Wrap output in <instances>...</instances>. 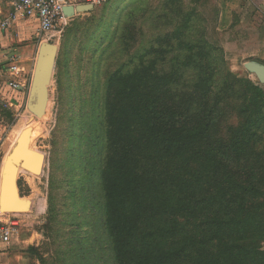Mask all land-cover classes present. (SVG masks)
Segmentation results:
<instances>
[{"label":"trees","instance_id":"16d2710c","mask_svg":"<svg viewBox=\"0 0 264 264\" xmlns=\"http://www.w3.org/2000/svg\"><path fill=\"white\" fill-rule=\"evenodd\" d=\"M170 2V30L145 39L132 11L108 60L100 182L114 262L264 264V88L231 72L196 9Z\"/></svg>","mask_w":264,"mask_h":264},{"label":"rangeland","instance_id":"374dc122","mask_svg":"<svg viewBox=\"0 0 264 264\" xmlns=\"http://www.w3.org/2000/svg\"><path fill=\"white\" fill-rule=\"evenodd\" d=\"M168 1L107 0L90 12L76 13L60 40L36 38V26L21 39L13 33V47L28 48L31 71L35 72L43 44H51L58 51L49 98L40 113L32 114L28 109L30 92L18 104L9 101L0 107V164L10 155L16 138L22 139L29 131V125L40 130L30 147L46 155L41 175L21 172L18 177L19 192L29 208L17 219L0 220V227L20 220L11 244L2 246L8 258L16 257V264H115L100 182L107 146L105 87L113 68L109 70V65L116 64L108 60L111 51L117 49V37L132 11L137 19L145 15V39L170 30L167 19L159 18ZM221 1L171 0L169 5L181 6L186 12L196 9L198 23L208 24L207 38L222 48L231 72L241 80L259 83L246 68L249 60H238L230 52L238 49L242 55H252L259 49L257 44L234 42L236 36L218 31L217 8ZM22 58L19 55V60Z\"/></svg>","mask_w":264,"mask_h":264},{"label":"crops","instance_id":"0c3cea01","mask_svg":"<svg viewBox=\"0 0 264 264\" xmlns=\"http://www.w3.org/2000/svg\"><path fill=\"white\" fill-rule=\"evenodd\" d=\"M218 7L219 15L217 19V28L220 33H226L229 35L232 34L234 38L236 36L237 39L234 42L243 41L249 44L255 43L259 47L257 52L252 55H249L248 53V55L246 56L242 55L238 49H230V52L232 51L234 57H236V59L238 60H249L246 65L249 63H256L264 66V0H222L220 6ZM11 12L12 9L10 8L8 0H0L1 108H4V106H6L9 101H15L18 104L19 101L22 100L23 96L27 92H30L34 77V71H31L32 63L30 62V55H28V48H14L12 43L14 41L13 33L19 34V37L21 39L22 36L29 35L34 26L38 27L39 29V24L34 19L21 18L17 22L13 23L10 29L4 31L1 27V24L10 17ZM35 37L40 39L39 37H37V35H35ZM19 55H23V58L21 60H19ZM14 62L22 68H25L26 71V74L23 75V77L21 78L22 81L20 82L22 85H24V88L19 91L9 88L8 84L13 80V78H11L5 71V69L8 66L12 65ZM261 86L263 87L264 85ZM3 160L4 161H2L0 164V180L3 162H8L5 159ZM3 172L4 167L2 169V173ZM2 214H0V220H2L4 217H7L2 216ZM17 216H22V214H17ZM0 243L2 244H0V264H16V257L8 258V253H6L2 247L3 245L5 246L8 244L3 243V241Z\"/></svg>","mask_w":264,"mask_h":264},{"label":"water","instance_id":"95a60500","mask_svg":"<svg viewBox=\"0 0 264 264\" xmlns=\"http://www.w3.org/2000/svg\"><path fill=\"white\" fill-rule=\"evenodd\" d=\"M91 5L66 8L68 15L74 16L76 12H90ZM76 10V11H75ZM58 51L51 44H43L39 51L38 61L30 90L28 109L32 114L40 113L49 98V89L54 78L57 65ZM248 72L254 74L259 83L264 85V66L256 63L246 65ZM10 161L6 163L4 174L1 176L0 211L3 214H21L29 208V203L23 200L18 189V171L30 174H42L46 163V155L38 151L26 150L24 141L20 139L9 155Z\"/></svg>","mask_w":264,"mask_h":264},{"label":"built area","instance_id":"2783aa9c","mask_svg":"<svg viewBox=\"0 0 264 264\" xmlns=\"http://www.w3.org/2000/svg\"><path fill=\"white\" fill-rule=\"evenodd\" d=\"M107 0H8L11 15L5 20L1 27L4 31L10 29L11 25L19 19H34L39 24L37 37L49 36L51 39L60 40L65 32V29L71 22L74 16L66 13V8L72 7L76 9L78 6L91 5L94 8L102 6ZM76 11V10H75ZM77 13V12H76ZM13 80L8 84L12 90L19 91L24 88L20 82L24 74L25 68L17 65L15 62L5 69ZM0 214H2L0 212ZM17 219V215H3ZM20 225V220L6 222L0 227V238L5 244H10L16 229Z\"/></svg>","mask_w":264,"mask_h":264},{"label":"bare ground","instance_id":"6f19581e","mask_svg":"<svg viewBox=\"0 0 264 264\" xmlns=\"http://www.w3.org/2000/svg\"><path fill=\"white\" fill-rule=\"evenodd\" d=\"M25 126V125H24ZM29 128V131L22 137V140L24 141V145H25V148H26V150H33L30 146V144H32V142H33V139H34V137H36V136H38V134H39V127H37V126H35V125H33V126H28ZM26 128V127H25ZM24 129V128H23ZM20 139L19 138H16V140H15V144L14 145H16L17 144V142L19 141ZM35 140V139H34ZM13 145V146H14ZM33 151H35V150H33ZM8 155V154H7ZM8 158L6 159L7 161H10V159H9V156H7ZM5 166H6V163H4L3 162V165H2V169H3V167H4V170H5ZM2 169H1V176L4 174V172L2 173ZM22 171L21 170H19L18 171V176H19V174L21 173ZM33 175L35 176H38V175H41V174H35V173H33ZM0 194H1V185H0ZM1 212V211H0ZM24 212H25V210H24ZM2 213H5L4 211H2ZM17 215V214H16Z\"/></svg>","mask_w":264,"mask_h":264}]
</instances>
